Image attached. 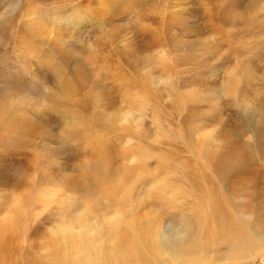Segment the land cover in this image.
<instances>
[{
	"label": "rangeland",
	"instance_id": "rangeland-1",
	"mask_svg": "<svg viewBox=\"0 0 264 264\" xmlns=\"http://www.w3.org/2000/svg\"><path fill=\"white\" fill-rule=\"evenodd\" d=\"M143 1L0 0V243L11 245L0 257L9 264H45L44 249L63 257L54 228L109 181L121 195L122 177L139 206L133 217H164L163 243L198 237L189 264L200 262L208 217L243 211L264 233V0ZM175 199L185 207L169 208ZM217 222L204 228L209 256L247 233ZM256 246L212 263L264 264Z\"/></svg>",
	"mask_w": 264,
	"mask_h": 264
},
{
	"label": "bare ground",
	"instance_id": "bare-ground-1",
	"mask_svg": "<svg viewBox=\"0 0 264 264\" xmlns=\"http://www.w3.org/2000/svg\"><path fill=\"white\" fill-rule=\"evenodd\" d=\"M163 1L164 0H145L143 1V7H145V5L149 9L150 7H157ZM162 83L167 85L171 84L170 75L163 76ZM228 90L230 91L231 88ZM141 96L142 95H140V97ZM137 111L143 114L144 106H140ZM125 151H133V149L125 148ZM104 183L105 180H99L92 186H94V189H98ZM114 185L120 188L121 195L111 194L109 192L113 186L109 181L105 188L108 192L105 189L103 191L98 189L99 191H96V196L93 193H89L85 197L86 204L80 208V210H78L73 217L64 219L63 222L57 224L54 228L57 235L55 243L57 247L64 249V256L57 259L53 255L44 252V249L43 251L37 253L40 254L43 252V263L173 264L180 261L182 264H189L188 256L195 247L198 249L200 242L198 237H188L186 242L182 244H177L176 242L163 243L161 239V227L164 217H162V215H150V213H147L143 217L136 219L132 215L133 211H135L136 208H139V206L135 205L132 198L129 196L132 187L125 188L126 186L123 184V177L121 183ZM226 191L228 194H231L228 189H226ZM152 193H154L153 190ZM124 194L127 195L128 198H124ZM240 199L243 200V198H235L234 202H236V208H238V203L241 201ZM217 201L218 202L213 203L214 207L218 206L221 208L219 204L220 200ZM182 207H185V204L182 203L181 200L179 201V199H175L169 208L175 210ZM235 213L236 217H227L225 216L224 211L218 218L208 217L210 222L214 225V228L217 226L219 229L217 221L222 222L220 227L224 228L225 222L230 227L236 220L240 223L239 225L236 224V230L243 232L244 229L247 230V233L242 234V236H236L231 240L220 241V245L213 248L215 249H212L213 252L211 250V256H209L210 250H207L206 248L207 237L206 229H204L208 228L206 226H208L209 220L207 222L205 219L202 225L199 223L200 229L202 228V245L204 246L202 248V253L199 256L197 253L200 261L199 264H213L212 262L217 258L238 260L240 258L249 257L252 254L254 246L255 248L257 247L256 244L264 248V233L259 227H256V223L258 224V221L253 219L254 215H249L248 213L239 210ZM241 213L247 216L246 222L243 226H241V223L243 222ZM204 214L205 212L203 215ZM215 214L217 213H214V215ZM196 215L199 217V214L196 213ZM129 217L130 221L127 219ZM204 217L206 218L207 216ZM144 226H146V229L142 232L141 229H143ZM211 228L213 227L211 226ZM217 235L218 237L220 236L219 231L217 232ZM48 243L50 245V241ZM8 246L11 248V245H7L6 242L4 243V240L0 243V250L2 253L4 252V249H9ZM122 248L124 250L127 249V254L124 252L122 253ZM205 252L208 254H205ZM257 252V254L260 253L259 250ZM165 255L168 256L167 259L164 258ZM206 256L208 257L207 259ZM209 258H212V260L209 261ZM32 261L33 262H31V264L42 263L36 256ZM250 262L252 264H256L255 257L249 260L248 263ZM0 264H9V262H6V260H3V257H0Z\"/></svg>",
	"mask_w": 264,
	"mask_h": 264
}]
</instances>
